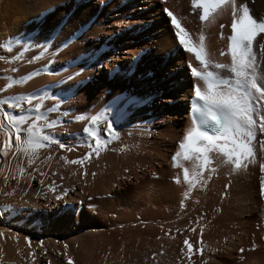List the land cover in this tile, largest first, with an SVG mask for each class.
Instances as JSON below:
<instances>
[{
    "label": "bare ground",
    "instance_id": "6f19581e",
    "mask_svg": "<svg viewBox=\"0 0 264 264\" xmlns=\"http://www.w3.org/2000/svg\"><path fill=\"white\" fill-rule=\"evenodd\" d=\"M59 1L0 0V14H3L0 15V40L23 33L42 42L48 34L41 31L47 29L48 14L42 19L38 14L53 6L52 16L67 15L65 26L51 44L56 48L49 51L51 48L46 45L45 50L49 55L57 50L66 63L63 74L70 77L75 73L73 81L80 80L68 100L63 101L62 109L53 115L55 118L61 115L65 126L57 121L46 131L66 147L61 149L56 143L51 150L53 153L57 150L54 154L60 157L72 149L76 153L87 152L90 147L83 127L91 114L102 113L114 120L119 139L106 146L97 161L111 162L112 167L108 165L112 171L108 166L105 170L111 172H103V188L96 184L101 189L89 188L92 183L88 182V188L82 183L79 186L72 183L70 189L59 195V200L51 196H34L31 200L18 198L21 195L15 194V187L3 194L5 186L12 184L6 169L0 177V201L4 198L6 202L4 206L0 204V244L8 232L12 234L11 230H21L15 231L14 236L25 234L23 231H31V227L36 231V224L41 223V229L59 232L65 243L78 239L83 231L92 234L95 264H264V199L260 197L259 168L264 162V133L257 131L253 139L254 163H246L237 172L218 166L217 153H211L215 171L210 175L205 171L191 186V191L183 173L193 171L195 158L178 161L176 168L171 161V156L178 151V142L192 126L193 88L202 87V82L191 75L192 69L201 70L199 62L192 53L178 46L175 40L178 29L173 28L171 19H177L194 46L200 43V35L205 37L203 43L210 61L230 63L227 36L231 34V6L216 15L214 21L206 17L201 22L200 9L193 8L191 0H125L123 3L122 0H79L76 7L69 6L72 4L65 0L66 5L61 8L57 5ZM234 2L237 7L245 3L254 17L264 18V0ZM67 7H71L69 14ZM36 29L42 33L38 31L34 35ZM74 30H78L75 36L79 39L74 37L69 45L58 48L61 40ZM87 48H92V52L84 58L75 57ZM33 49L23 58L32 57L37 50L33 53ZM222 51L224 56L220 55ZM8 52L0 50V55L4 57ZM257 57L264 59L259 44ZM52 60L57 62L55 58ZM20 67L15 77L24 76L30 69V65ZM47 70V77L40 76L39 80L35 77L34 81L31 77V82L27 79L21 88L17 87L21 96L45 81L49 84L46 90L56 93L63 77L56 68ZM86 77L90 78L89 82ZM126 97L134 98L135 103L129 104ZM119 101L125 102L118 104ZM112 109H116L115 114ZM93 127L98 132L104 130L102 123ZM9 137L7 131H0V140L9 141ZM117 144L123 146L119 149L120 155L127 149L128 155H122L123 160L115 157ZM13 147H9V155H23ZM94 155L97 156L95 152ZM31 185L35 191L39 181ZM185 239L191 251L185 247ZM197 247L201 249L199 253Z\"/></svg>",
    "mask_w": 264,
    "mask_h": 264
},
{
    "label": "snow or ice",
    "instance_id": "6c2138e0",
    "mask_svg": "<svg viewBox=\"0 0 264 264\" xmlns=\"http://www.w3.org/2000/svg\"><path fill=\"white\" fill-rule=\"evenodd\" d=\"M191 3L193 8L200 9L199 19L201 22L206 17H210V20L214 21L216 15L226 10L229 5L232 18L231 34L227 36V56L230 58V63L210 61L206 56L203 43L205 37L200 35V43L194 46L189 41V34L180 27L177 19L174 17L171 19L173 28L178 29L175 32L178 46H181L185 52L192 53L201 69L199 71L192 69L191 71L192 77L198 78L202 82V87L194 86L191 104V111L199 119L192 121V126L185 131L182 140L178 142V151L171 156L174 168L178 167V161H190L195 158L193 171L190 173L185 170L183 173L184 181L190 186L189 191L205 171L209 175L215 171V168L212 167L214 160L211 153H217L215 160L218 166L230 167L232 172H237L246 163H254L252 142L257 131L264 133V59L257 57V44H259L261 52L264 53V36L260 35L264 34V18L254 17L245 3H240L237 7L234 0H191ZM165 11L169 17H172L171 12L167 9ZM220 27L223 28L224 25ZM75 31L78 30H74L63 38L57 47L69 45L74 37L79 39L78 36H75ZM57 34L54 29L42 43L36 41L35 37L31 35L17 34L6 40H0V50L13 51L18 46L19 51L10 58L11 61H15L22 59L29 50L37 48L38 52L31 57L30 62L38 61L47 54L45 46L55 43L54 36ZM258 37L259 39H257ZM82 54L88 55L87 52ZM220 55L224 56L225 52L222 51ZM0 59L9 58L0 55ZM12 71H16V69H12ZM37 74L36 70H33L32 73L22 77H6L9 83L4 87L22 84ZM74 75L76 74H71V76ZM35 92L36 90H33L32 95H26L23 103L28 104L32 100L42 99ZM125 101L129 104L135 103L132 97H126ZM125 101H119L118 104ZM8 106L12 107L13 105L9 103ZM15 107L19 108L20 104H16ZM31 111L35 112V116L31 118V123H28L26 128L21 127L26 122L24 116L5 114L3 117L4 120L10 121L8 135L15 136V149L27 155L29 164L33 162L38 150L49 144L59 143L55 136L45 132V129L54 127L57 123L56 120L49 121L45 114L54 111V107L50 106L44 109L43 105L37 102ZM112 111L115 114L116 109H112ZM105 120H107V126L102 132H98L96 128L92 127ZM209 121L215 125L216 135H210L207 131L200 129L199 125L207 124ZM38 122L43 123L38 126ZM116 127L112 118L105 117L102 113L92 115L88 124L83 128V133L88 139V147L98 155L109 143L119 139ZM81 142H84L83 139ZM11 146L10 142L6 140L0 153L6 155L5 149ZM59 146L61 149L66 147L63 143H59ZM15 154L13 153V155ZM89 156L90 153H85L82 159L66 160L65 163L79 164L83 167V161L89 159ZM259 168L262 173L260 197L264 199V162L260 163ZM81 175L84 174L81 173ZM54 190V188H49V191ZM56 199L59 200L61 197L57 196ZM184 245L189 251L192 250L187 239L184 240ZM200 251L201 249L197 247L196 252ZM67 264H73L72 260L69 259Z\"/></svg>",
    "mask_w": 264,
    "mask_h": 264
},
{
    "label": "rangeland",
    "instance_id": "374dc122",
    "mask_svg": "<svg viewBox=\"0 0 264 264\" xmlns=\"http://www.w3.org/2000/svg\"><path fill=\"white\" fill-rule=\"evenodd\" d=\"M68 1L70 2V4H72L69 6L76 7L77 2H79L78 4H80L79 0H68ZM123 2H125V0H122V3ZM57 5H58V7L61 8V7H64L66 5V2H65V0H60ZM67 8H66L67 13L68 14L71 13L70 12L71 9H69L71 7H67ZM54 11H55V7L52 6V7L45 9V11L38 14L39 18H41V19L43 18L44 15L48 14L46 16L47 29H41V31L45 30L48 32L46 37L54 29L59 34V32L62 30V28L66 24L65 18L67 15L59 16V17H57L58 15L52 16L51 13H53ZM0 15H3V14H0ZM0 18H2V16H0ZM57 20H58V22L56 23ZM0 21H1V19H0ZM150 22H151V20L149 21V23ZM38 31L40 33H42L39 29H36V31L34 32V35L36 32L38 33ZM52 45L49 46L51 48V49H49V51L56 48L55 45H54V47ZM17 48L13 51L8 52L6 55H4L5 58H9V59H0V131L3 132L5 130V131H7V133L9 132L8 125H9L10 121L4 120L3 117L5 116V114H7L9 116L15 115V116L26 117V122L24 124L25 126L21 125V127L26 128L27 124L31 123V118H34V116H35V112L31 111V109L35 108V104L37 102L41 103L43 105L44 109H47L50 106L54 107V111L45 113L47 116V119L52 120V118H54L56 121H59V123L62 122L61 126L64 127L65 125H63L64 122L62 121V120H64V118H62L61 115L59 117L57 115L55 118V116H53V115H55L56 110L62 109L61 106L64 103L63 101L68 100L67 97H68L69 93L74 89V87L78 86L80 79L78 81L74 82L73 81L74 76H71V80H69V77L67 76L68 74H63V72H65L67 67H66L65 60L63 59V56L61 58V55L60 56L58 55L57 50H54L55 52L53 54H50V55L48 53V50H45V52L47 53L46 57L44 56V58L39 59V61H35L36 64H34V61L30 62L31 56H27L28 59L26 57V59L22 58L20 60L11 61L10 58L15 56L16 52L19 51V48L18 49ZM36 49L37 48L33 49V53ZM91 50H92V48H87L84 51H82V53L87 52L89 54L90 52H92ZM100 50L97 49L98 52ZM37 52H38V49L35 51L34 55H36ZM82 53L75 55V57L76 58H78V57L84 58L86 55H83ZM30 55H31V53H30ZM52 58H55V60H57V62L56 61L53 62ZM22 65H25V66L30 65V69L27 70L26 74L32 73L33 70H36V72L38 74L32 76V78L34 77L32 79L33 81H34V79H36V78L40 79L41 77H43L45 75H46L45 77H47L49 75V73H46L48 71L47 70L48 67H49V69L51 68V70H52V68H54V69L56 68V71L57 72L59 71L58 73L61 74V76L63 77L62 79H60V85H58L56 93H53V92L49 93L46 90V88H48V85H49L46 81L44 82L46 85L44 83L43 84L40 83L37 86L31 87V88H29V92H28V90H26V93L27 92L28 93L27 94L23 93L22 96L20 94L21 92L20 93L18 92V90H19L18 88H21L23 86L21 84H13L11 87L5 88L4 86L7 83H9V81L6 80V78H5L6 75L9 74L8 76L15 77L16 76L15 72H18L17 70L19 68H21L20 66H22ZM35 65H36V67H35ZM12 69H16V71H12ZM148 74H150V73H148ZM89 79H87V77H86L85 80L89 82ZM32 80L30 78V82ZM55 85H57V83ZM33 90H36L35 94L38 97L43 96V98L38 100V101L32 100L28 104L23 103L24 97L26 95H32ZM9 103H11L13 106L9 107L8 106ZM16 104H20V107L19 108L15 107ZM92 115H96V112L94 114H91L90 117ZM41 123H43V122H38V126ZM106 126H107V122L104 121V123H102V130L105 129ZM47 129H45V132L47 131ZM66 129H67V127L64 128V130H66ZM48 134L51 135L50 132ZM9 138H10V140H9L10 144L11 145L13 144L10 147L12 149V147L15 144L14 135L9 137ZM5 140H0V149L4 148L3 143ZM111 144H112V142L109 143L107 146H109ZM53 145L54 144H52V145L49 144L47 147H45V149L43 148V149H40V151L38 150L39 153H37V155H35V157L33 158V162L31 164L28 163V157L24 153L21 156L16 155L15 157H12V155H9L10 152L8 149H10V148L5 149V152H8L6 154V156L4 157L5 159L1 156L2 153H0V177H2L6 173V169H7L8 175L10 176V179L12 178L11 180L9 179L12 182L11 186H9V187L5 186V188L3 189L5 192H3V194L6 195L5 193L9 191L8 188H11V187L14 188L15 187L14 188V189H16L15 194L21 195V197H18V198L21 199V198H27V197L29 198L30 197L29 199L32 200L34 196H36V198H39V197L43 198V196L44 197H50L51 196L52 198H56L64 190H68V187L70 189V186L72 185V183L77 184V186L81 185L79 183H82V186H83V184L86 186V184L92 183V184H90V186H89V184L87 185L91 189H93V186L95 187V189H96V187H97V189L100 187L103 188V186L101 185V182L103 180V178H102L103 172H111L112 171L111 162L109 164V162L107 163L105 160L100 161L101 163L99 161H97V157L100 155L101 152L103 153L104 151H101L99 153V155L96 156V155H94L92 148L88 149L89 151L90 150H92V151L89 152L87 150V152H84V153L83 152L80 153V151H78L76 153V152H74L76 150L72 149V152L70 150L67 153V155L60 157V156H55V154H56L55 152H57V150L54 152L55 154L52 152L51 146H53ZM48 147H50V148L48 149ZM117 147H118V149H117ZM122 147L123 146L121 144H117V146L115 148L116 151H118V152H116L117 155L115 154V157L116 156L118 158L120 157L119 158L120 160H123L128 155V152L127 151L125 152V150H127L125 148H124V152L122 151L123 152L122 155H124L125 157L120 155L121 152L119 151V149L121 150ZM46 148L49 150L50 153L47 151ZM106 148H108V147H106ZM13 149H15V146L13 147ZM106 151H105V153H106ZM85 153H90V156H89V159L83 161V167H81V165H79V164L65 163L66 160L71 161V160H76V159H82ZM53 157H55L56 160ZM107 167H108V169L110 168L109 170H111V171H109V170L106 171L105 169H107ZM21 169H23V172H21ZM81 173H83V174L85 173V174L82 176ZM99 174H101V175H99ZM42 177L44 178V180ZM85 180H87V181L85 182ZM36 181H39V185H38L37 189L35 190L37 193L35 191L31 190V186H32L31 182L35 183ZM91 181H93V182H91ZM96 184L98 186L99 185H101V186L98 187ZM15 185H17V186H15ZM50 187L54 188L55 190L49 191ZM39 192H40V194H39ZM3 194L1 197H4ZM25 195H26V197H25ZM31 196H32V198H31ZM0 202H1L0 203L1 205L3 204L2 206L6 205V204H4V203H6L4 201V198L3 199L1 198ZM36 226H37L36 227L37 229H35L36 231H34V229L31 227L30 228L31 231H29V230L27 232L23 231V232H25V234L24 233L19 234L20 233L19 231H21V230L13 229V230H11V231H13L12 234H11V232L10 233L8 232V234H11V235H8V234L5 235L4 238H6L7 241L3 240V242H2L3 244L2 243L0 244V264H67L69 259L72 260L73 264H83V263L95 264L93 262L94 259L92 258L93 254L96 252V250L94 248L95 247L94 246L95 239L93 242L92 234H87L86 232L83 231V233H85V234L82 233V236L80 234H78V237H77L78 239L75 238V240H73L74 242L70 241L71 243H69V242L65 243V242H63L62 235L59 232H56L54 230L44 231L43 228L42 229L40 228L41 223H37ZM15 231L19 232L18 234L16 233V236H14L15 234L13 235V233ZM12 235H13V238L10 240ZM85 235H87V236H85ZM88 235H91V236L88 237ZM81 237L82 238L84 237V238L82 239ZM4 238L2 236V239H4ZM45 238H46V240H45ZM16 240H17V242H16ZM64 243L67 245H64ZM99 243H100V241L98 240V244ZM6 250H8L9 252ZM6 252H8L9 255H7L8 253H6ZM30 253H31V255H29ZM90 260H91V262H90Z\"/></svg>",
    "mask_w": 264,
    "mask_h": 264
}]
</instances>
